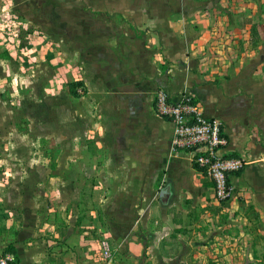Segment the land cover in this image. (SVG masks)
<instances>
[{"label": "crops", "instance_id": "1", "mask_svg": "<svg viewBox=\"0 0 264 264\" xmlns=\"http://www.w3.org/2000/svg\"><path fill=\"white\" fill-rule=\"evenodd\" d=\"M24 2L15 0L13 7V0H0L1 12L28 13ZM194 2L192 22L159 24L169 33L157 34V43L167 44H158L161 50L151 55L146 72L136 67L130 71L134 80L114 87L113 121L104 150L95 156L92 190L81 182L80 214L70 225L52 227L50 241L39 239L28 224L8 231L6 241L0 228V256L12 254V264H264L259 258L264 249L256 245L264 242V155L255 150L261 148L264 110L249 102L247 94L256 90L243 88L247 62L259 63L251 76L264 65L258 18L264 0ZM161 90L175 101L192 96L207 117L221 119L230 140L227 151L245 161L244 170L232 177L234 195L222 212L205 215L208 206L216 209L212 183L195 168L191 154L172 149L174 127L154 110ZM144 220L145 228L135 231ZM202 221L212 223L207 232ZM88 222L96 231H85ZM105 235L117 239L114 262L106 260L97 240ZM202 237L209 246L201 245Z\"/></svg>", "mask_w": 264, "mask_h": 264}, {"label": "rangeland", "instance_id": "2", "mask_svg": "<svg viewBox=\"0 0 264 264\" xmlns=\"http://www.w3.org/2000/svg\"><path fill=\"white\" fill-rule=\"evenodd\" d=\"M194 1L25 0L28 13L11 12L23 28L21 51L8 48L0 30V228L6 241L8 231L33 227L39 239L50 241L53 228L73 223L81 209V182L87 181L91 191L98 177L95 156L104 150L113 121L114 87L134 80L130 71L136 67L146 72L151 55L161 50L158 44H167L157 43V34L169 33L159 24L192 22ZM259 15L264 40V2ZM6 20L0 8V24ZM247 63L243 88L256 90L247 96L259 112L264 110V65L251 76L259 63ZM259 132L264 137L263 129ZM262 137L255 150L264 155ZM225 205L200 213L222 212ZM145 224L141 221L135 231ZM208 224L199 223L203 232ZM89 226L86 232L96 231ZM97 240L107 251L106 260L113 261L117 239L105 235ZM208 241L202 237L201 245L209 246ZM256 245L264 249V242ZM259 258L264 262V251Z\"/></svg>", "mask_w": 264, "mask_h": 264}, {"label": "built area", "instance_id": "3", "mask_svg": "<svg viewBox=\"0 0 264 264\" xmlns=\"http://www.w3.org/2000/svg\"><path fill=\"white\" fill-rule=\"evenodd\" d=\"M22 28L23 23L16 15L7 17L0 24L8 48L21 51ZM154 110L174 127L172 149L191 154L195 168L205 173L212 183L213 200L218 204L229 203L234 195L232 177L244 170L245 161L241 156L227 151L230 140L224 122L219 118L207 117L203 106L194 97L184 95L175 101L163 90L156 94ZM13 260V255L6 253L0 257V264H12Z\"/></svg>", "mask_w": 264, "mask_h": 264}, {"label": "trees", "instance_id": "4", "mask_svg": "<svg viewBox=\"0 0 264 264\" xmlns=\"http://www.w3.org/2000/svg\"><path fill=\"white\" fill-rule=\"evenodd\" d=\"M253 34H254V35L257 34L256 30H253ZM255 45H256V43H254V46H255Z\"/></svg>", "mask_w": 264, "mask_h": 264}]
</instances>
